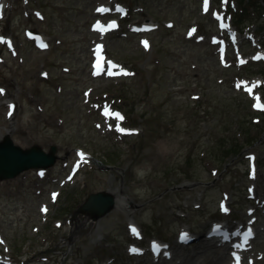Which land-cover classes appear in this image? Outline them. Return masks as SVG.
Here are the masks:
<instances>
[{
    "label": "rangeland",
    "instance_id": "obj_1",
    "mask_svg": "<svg viewBox=\"0 0 264 264\" xmlns=\"http://www.w3.org/2000/svg\"><path fill=\"white\" fill-rule=\"evenodd\" d=\"M116 2L129 8L121 27L93 31L98 6ZM9 5L0 17V135L23 148L57 145L59 158L45 176L31 168L0 181V253L15 264H162L130 255V244L256 219L263 232L243 264H264V111L254 107L264 103V59L240 64L264 52V0H214L208 12L201 0ZM217 10L242 34L224 59L212 42L223 33ZM145 22L154 29L134 31ZM97 43L127 74H93ZM251 80L260 86L249 94ZM108 190L114 210L98 220L77 213L90 193ZM174 253L164 264H215L221 252L200 241Z\"/></svg>",
    "mask_w": 264,
    "mask_h": 264
},
{
    "label": "water",
    "instance_id": "obj_2",
    "mask_svg": "<svg viewBox=\"0 0 264 264\" xmlns=\"http://www.w3.org/2000/svg\"><path fill=\"white\" fill-rule=\"evenodd\" d=\"M57 146L52 145L49 152L41 146L23 148L14 143L10 135L0 141V180L15 178L31 168H48L58 159ZM117 197L111 191L92 192L77 209L89 219L98 220L115 209Z\"/></svg>",
    "mask_w": 264,
    "mask_h": 264
},
{
    "label": "snow or ice",
    "instance_id": "obj_3",
    "mask_svg": "<svg viewBox=\"0 0 264 264\" xmlns=\"http://www.w3.org/2000/svg\"><path fill=\"white\" fill-rule=\"evenodd\" d=\"M3 7V5L2 4H0V8H2ZM103 9H98V11H102ZM113 24H114V22H113ZM222 27H226V25H222ZM108 74L109 75H114L115 73H113L112 71H111V69H109V71H108ZM125 74H127V73H125ZM238 87H239V85H237ZM251 89H249V91H250ZM0 92H3V89H0ZM105 114L107 115V109L105 110ZM118 117H119V114H116ZM120 119H123V117H119ZM117 130L118 131H120V132H125L126 130L125 129H123V128H121V127H119V125H117ZM81 155H83V154H81ZM225 211H227L226 209H225ZM130 230L134 233V234H138L137 233V230H136V228L134 227V226H130ZM216 231H220V229H219V227H217V229H216ZM247 235L248 236H250L251 235V229H249L248 230V232H247ZM189 237H188V234L187 233H182L181 234V236H180V240H181V242H186V240L188 239ZM152 247H153V251H154V253H156V254H163V255H165V256H169L170 255V253H168L167 252V246H161V245H159V244H157V243H153V245H152ZM130 251H132V252H139V249H135V248H133V249H131ZM233 255L235 256V258H236V260H237V264H239V256L237 255V254H235V253H233Z\"/></svg>",
    "mask_w": 264,
    "mask_h": 264
},
{
    "label": "bare ground",
    "instance_id": "obj_4",
    "mask_svg": "<svg viewBox=\"0 0 264 264\" xmlns=\"http://www.w3.org/2000/svg\"><path fill=\"white\" fill-rule=\"evenodd\" d=\"M147 24V23H146ZM7 134H11V133H8V132H6V134H3V135H0V141H2L3 140V138L5 137V135H7ZM81 162H82V160H80V161H78V163H77V165H79V164H81ZM40 171H45L44 169H39ZM111 192H113V191H111ZM113 194H115L116 195V197H117V204H116V207H117V205H118V196H117V194L115 193V192H113ZM129 222V225L130 226H134L135 228H137L138 226H137V222L136 221H134V220H130V221H128ZM204 241L206 240V238H202ZM211 246V245H210ZM172 247H174V249L175 250H179V249H181L180 247H175V246H172ZM210 248H212V247H210ZM236 251V250H235ZM238 251V250H237ZM244 251V250H243ZM239 252L241 253V254H239V258L241 259V260H244L245 259V257H246V254H243L242 255V252H241V250H239ZM177 254H178V252H176ZM228 252H226V250L225 251H222L220 254H219V256L217 257V259H216V261H215V264H230V263H232L233 261H232V259L229 257V255L227 254ZM177 254H175V253H173L172 255L174 256V255H177ZM236 254V253H235ZM173 256H171V257H173ZM165 257L166 256H163V263L164 262H166V259H165ZM259 260V258L258 257H255L254 259H253V262H257Z\"/></svg>",
    "mask_w": 264,
    "mask_h": 264
}]
</instances>
